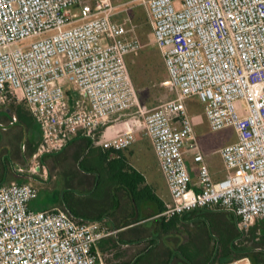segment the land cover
<instances>
[{
	"label": "built area",
	"instance_id": "2783aa9c",
	"mask_svg": "<svg viewBox=\"0 0 264 264\" xmlns=\"http://www.w3.org/2000/svg\"><path fill=\"white\" fill-rule=\"evenodd\" d=\"M138 1L174 90L150 108L137 102L126 62L143 45L132 26L113 20L110 0H0V102L16 96L41 133L26 171L44 174L42 156L77 135L100 133L99 146L120 151L143 134L170 195L162 214L219 206L248 232L264 219V0ZM190 95L210 129L235 132L217 150L224 174L216 180L184 104ZM134 104L137 116L121 118ZM36 196L29 182L0 184V264H107L97 246L116 230L106 219L33 210Z\"/></svg>",
	"mask_w": 264,
	"mask_h": 264
},
{
	"label": "rangeland",
	"instance_id": "374dc122",
	"mask_svg": "<svg viewBox=\"0 0 264 264\" xmlns=\"http://www.w3.org/2000/svg\"><path fill=\"white\" fill-rule=\"evenodd\" d=\"M113 4L115 13L113 20L117 22H125L127 27L132 26L135 34L142 43V48L135 53L126 56L127 66L130 72L132 83L135 89L137 102L142 106L150 108L160 104L164 100L174 96V90L164 83L167 80V73L161 53L157 45L153 42L152 28L145 6L138 0H110ZM77 7H72L75 13ZM145 98L146 102L142 103L139 96ZM12 99V98H11ZM15 101L21 102L16 96ZM12 99V100H13ZM11 100V101H12ZM0 102V127H17L18 123L11 121L12 102ZM188 114L191 116L195 135L203 154L205 163L207 164L212 177L216 180L223 176V163L217 150L235 140V132L232 127H223L217 130L209 128L205 115L203 113V105L195 95L187 96L184 99ZM137 105L134 104L130 109L124 111L121 118H131L137 116ZM120 125H127L122 123ZM12 137L11 133L1 132L0 136ZM100 133L95 134V144L98 145ZM2 141V140H1ZM3 142V141H2ZM81 140L69 143L61 151L48 154L41 159L40 165L44 168L45 173H29L26 171L25 160L19 162L24 167V174L27 173L31 177L25 176V181L31 183L37 189V196L30 202V208L33 210L50 209L54 206L58 207L63 197L68 200L75 198L84 206V210L97 212L108 201L110 204L112 197L102 200V192L104 186L95 188L96 182L93 183L94 175L92 172H85L79 168L77 156H80ZM16 148L0 149L1 152H8L13 156ZM6 152V153H7ZM127 157L129 163L139 170L147 182L151 184L158 197L167 204L170 202V195L167 188L163 184L162 173L158 167L154 151L150 141L143 134H140L136 141L128 148L122 150ZM83 154L81 155V157ZM15 157V155H14ZM30 157V156H29ZM28 157V159H29ZM79 157V159H81ZM27 159V160H28ZM191 162V158L190 161ZM41 171V170H39ZM11 179V180H10ZM16 179L9 178V182ZM191 180L197 181V176L192 173ZM107 200V201H106ZM104 201V202H103ZM106 202V203H105ZM87 204V206H86ZM60 207V206H59ZM151 207H155L151 204ZM146 207L142 212V217L150 216L152 208ZM201 215L208 214L209 210L198 208ZM129 211V214L127 215ZM133 214L136 215L137 210L133 208ZM132 210L122 200L119 209L114 212V219H111V228L120 225L129 216ZM213 212L215 224L210 227L205 224L203 217L195 219L182 220L177 227L169 229L167 232L159 234V218L151 217L138 225V229L149 231L150 236L145 241H136L128 243L127 246L115 245L112 240L100 253L103 261L107 264H121L128 262L135 254L144 251L150 247L152 250L151 257L155 260L167 259L170 264H182L187 258H194L195 261H201L209 249H211L214 241H218L219 230L225 228V224H231L230 214L232 210L222 208L221 211ZM132 214V213H131ZM168 217V214H165ZM253 225L256 227V235L264 237V219H257ZM230 226V225H229ZM202 262V261H201ZM186 264V263H185Z\"/></svg>",
	"mask_w": 264,
	"mask_h": 264
},
{
	"label": "trees",
	"instance_id": "16d2710c",
	"mask_svg": "<svg viewBox=\"0 0 264 264\" xmlns=\"http://www.w3.org/2000/svg\"><path fill=\"white\" fill-rule=\"evenodd\" d=\"M139 98L142 103L146 102L145 98L141 95ZM12 99L8 98L7 102ZM12 101L11 110L14 114L11 115V119L14 117L22 127L27 129L36 127L33 117L23 102L17 103L15 99ZM36 136L37 133L34 130V137ZM94 139V137H80V135H77L67 144L76 142L77 140L83 142L80 145V156H77L76 160L79 168L85 172H92L94 175L93 183L96 182V190L100 184L104 186L102 200L105 201L107 198L109 200L110 197L113 200L110 204L106 200L107 203L105 202L104 207L97 212H91L84 210V206L79 200H75V198L74 200H68L66 197H63L59 206L73 219L76 221H88L108 218L111 221V219H114V212L119 209V205L123 200L132 212H130L128 217L122 218L125 220L120 225L114 226V229H118L111 237L115 245L145 241V238L149 237L150 233L145 230L140 231L138 225H141L151 217L159 218V234L177 227L182 220L187 219L203 217L206 220L205 224H209L210 227L215 224L213 212L217 213L216 210L221 211L223 207H204V210L210 211L208 214L201 215L198 213V209H193L166 217L165 214H162L166 210L163 200L158 197L153 187L146 181L145 176L129 163L122 150L112 151L104 149L96 145ZM82 154L83 156L81 157ZM4 174V171L0 172V182L4 179ZM16 181L25 182V179L17 177ZM151 204L155 207H151ZM134 207L137 210L136 215L133 214ZM146 207H151L153 212L150 216L142 217V212ZM230 218L232 220L231 224H229L230 226L227 223L225 224V228L219 230L218 241L213 242L209 253L201 260L202 262L195 261L194 258H187V260H183L182 264H222L243 256L249 257L252 264H264V237L256 235V227L254 225L249 228L248 232L239 229L238 218L233 211L230 214ZM151 250L150 247L145 248L144 251L135 254L128 262L121 264H170L167 259L161 261L155 260L151 257Z\"/></svg>",
	"mask_w": 264,
	"mask_h": 264
},
{
	"label": "crops",
	"instance_id": "0c3cea01",
	"mask_svg": "<svg viewBox=\"0 0 264 264\" xmlns=\"http://www.w3.org/2000/svg\"><path fill=\"white\" fill-rule=\"evenodd\" d=\"M11 121H13V123H18V126L17 127H0V133L1 132H8V133L12 134V137L7 138L6 140L4 139L6 137H3L2 135L0 136V149H2L5 146L6 148L12 147L13 149L16 148L17 150L13 151V156H11V154L8 153L7 151H6L7 153L0 151V172L4 171V173H5L4 179L0 182V184L7 183L8 182L7 180L11 177H14L15 179L17 177H22L23 179H26L25 176L31 177V175H29L27 173L24 174V172H18L16 169L18 166H22L20 163L21 162L20 160L27 161L28 157L31 156L32 151L35 150V148H36V146H37V144L41 138V133H40L39 127L36 125V123H35L36 127L31 128V129L30 128L27 129L25 127H22L21 124L18 121H16L15 119L14 120L11 119ZM117 126H118V128H125V125H117ZM34 130L37 133L36 137H34ZM81 136L82 135H80V137ZM28 142L30 143L29 145H28ZM14 155H15V157H14ZM162 178H163V184L166 187V183H165V179H164L163 175H162ZM25 182H27V181H25ZM128 214H129V211H128L127 215ZM105 219L107 220L108 226L110 227L112 222L108 218H105ZM111 229L116 230V231L118 230V229H114V228H111ZM111 237H112V234L107 236V237H104L99 242V244L97 246V250L100 253H103V249H105L106 245L110 243ZM119 245L127 246L128 244L119 243Z\"/></svg>",
	"mask_w": 264,
	"mask_h": 264
},
{
	"label": "water",
	"instance_id": "95a60500",
	"mask_svg": "<svg viewBox=\"0 0 264 264\" xmlns=\"http://www.w3.org/2000/svg\"><path fill=\"white\" fill-rule=\"evenodd\" d=\"M239 228V227H238Z\"/></svg>",
	"mask_w": 264,
	"mask_h": 264
}]
</instances>
